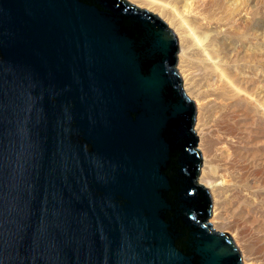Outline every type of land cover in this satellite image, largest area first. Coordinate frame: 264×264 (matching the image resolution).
Instances as JSON below:
<instances>
[{"label": "water", "instance_id": "95a60500", "mask_svg": "<svg viewBox=\"0 0 264 264\" xmlns=\"http://www.w3.org/2000/svg\"><path fill=\"white\" fill-rule=\"evenodd\" d=\"M177 51L127 0H0V264H241Z\"/></svg>", "mask_w": 264, "mask_h": 264}, {"label": "rangeland", "instance_id": "374dc122", "mask_svg": "<svg viewBox=\"0 0 264 264\" xmlns=\"http://www.w3.org/2000/svg\"><path fill=\"white\" fill-rule=\"evenodd\" d=\"M128 2L157 16L177 40L184 37L197 87L185 91L182 80L181 86L189 99L205 103L201 115L195 105L202 155L197 183L205 187L201 179L207 164L210 175L223 183L221 219H214L210 194L208 223L231 237L241 264H264V0Z\"/></svg>", "mask_w": 264, "mask_h": 264}, {"label": "bare ground", "instance_id": "6f19581e", "mask_svg": "<svg viewBox=\"0 0 264 264\" xmlns=\"http://www.w3.org/2000/svg\"><path fill=\"white\" fill-rule=\"evenodd\" d=\"M129 1V0H128ZM131 4V3H130ZM133 5V4H132ZM148 5V4H147ZM160 7V6H159ZM158 6H155L154 7V10L156 9V10H159L160 8H159ZM159 8V9H158ZM178 45H180V53H179V55H178V73H179V75H180V78H181V80H182V82H183V85H184V90L185 91H191L193 88H196L197 87V84H196V78H195V75H194V72L192 71V68L190 67V65L188 64V61H187V59H186V56H188L187 55V49L185 48V51L183 50L184 48H183V42L185 41L184 40V37L183 38H179L178 40ZM184 44H186V41H185V43ZM188 45V44H187ZM185 46V45H184ZM190 49V48H189ZM204 65V64H203ZM205 68V71H206V67H204ZM208 72V70L206 71V73ZM209 74V73H208ZM207 74V75H208ZM205 75V74H204ZM214 77H217V79H219L218 77H220V79H221V77L224 79V77H223V75L222 74H220V73H218V74H215L214 73ZM226 80V79H225ZM218 81V80H217ZM220 81V80H219ZM221 81L223 82L224 80H222L221 79ZM221 82V83H222ZM220 83V82H219ZM223 85V84H222ZM226 86V85H225ZM198 91V90H197ZM186 94H187V96L189 97V94H190V92L189 93H187L186 92ZM200 97V96H199ZM205 99V98H204ZM191 100V99H190ZM202 100H203V98H202ZM208 100H210V99H208ZM193 102H194V104L197 106V112L199 113V112H201V110H203V107L205 106L204 104V102L203 101H201V100H199V99H195V100H192ZM206 101V100H205ZM204 105V106H203ZM196 108V107H195ZM200 114V113H199ZM201 115V114H200ZM201 128V127H200ZM198 129V128H197ZM198 134V133H197ZM199 146H202L203 147V158L205 157L206 158V154L208 153V151H207V153H206V148L204 147V143H203V140H201V144L199 145ZM201 157H202V155H201ZM204 158V159H205ZM208 169V170H207ZM208 171H210V169H209V165L207 164V167H206V170H203L202 171V179H201V182H203L204 184H205V188L209 191V194H212V197H213V214L215 215L214 216V219H215V221L216 220H220L221 219V214H220V211H219V209H221L220 207H221V205H220V203H221V201H220V199H221V194L223 193V187H222V185H223V183H222V181H219V180H217V179H215V178H213L211 175H210V173L208 172ZM203 186V185H202ZM210 198H211V196H210ZM212 207V206H211ZM213 222V221H212ZM215 226H216V224H215ZM219 227H220V225H219ZM217 228V227H216ZM221 228V227H220ZM234 243V242H233ZM247 261V260H246ZM251 261V260H250ZM245 263V262H244ZM247 263V262H246ZM245 263V264H246ZM247 264H250L249 262L247 263Z\"/></svg>", "mask_w": 264, "mask_h": 264}]
</instances>
